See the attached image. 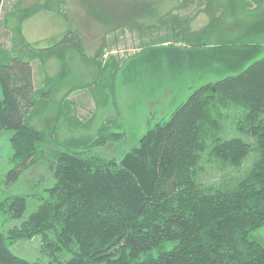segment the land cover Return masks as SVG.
Instances as JSON below:
<instances>
[{
  "label": "trees",
  "instance_id": "obj_1",
  "mask_svg": "<svg viewBox=\"0 0 264 264\" xmlns=\"http://www.w3.org/2000/svg\"><path fill=\"white\" fill-rule=\"evenodd\" d=\"M51 2L39 0L9 16L59 11ZM251 3L256 6L249 9ZM251 3L227 1L222 15L213 13L196 32L176 15L159 20L153 32L162 35L153 42L168 43L167 59L153 77L170 76L164 89L173 88L171 109L154 117L118 156L101 155L99 148L128 136L119 121L106 120L96 134L69 126L71 133L60 137L70 102L63 97V105L47 115L53 78L35 86L34 62L64 58L69 45L80 50L77 31L53 46L30 48L19 26L24 49L14 31V49L0 43V134L9 133L12 148L8 177L49 163L54 180L25 218V196L0 200L5 222L18 221L0 231V264H264V244L252 238L264 225V0ZM87 6L112 29L142 30L132 24L135 16L113 15L101 0ZM118 7L143 9L128 2ZM237 15L247 20L246 28L236 38L221 37L220 26ZM65 68L67 63L62 74ZM179 70L191 76L188 84L174 79ZM150 91L156 93L152 85ZM148 101L152 110L163 106L158 93ZM33 115L46 126L33 124ZM34 239L39 252L26 255L38 259L11 249Z\"/></svg>",
  "mask_w": 264,
  "mask_h": 264
},
{
  "label": "rangeland",
  "instance_id": "obj_2",
  "mask_svg": "<svg viewBox=\"0 0 264 264\" xmlns=\"http://www.w3.org/2000/svg\"><path fill=\"white\" fill-rule=\"evenodd\" d=\"M38 1L0 0V43L10 51L14 49L15 42L12 40L14 31L16 44L20 47V37L16 34L19 26L30 48L53 46L62 41L69 31L78 32L80 50L76 46L69 45V48L65 50L64 58L47 55L41 64L34 62L35 86L38 88L43 83L44 77L53 78L52 102L47 115L55 114L59 106L63 105L61 102L63 97L70 102L71 116L68 122L59 123L60 137L71 133L69 126L79 127V131L84 133L96 134L97 126L106 120L115 118L119 121L129 134L124 138H116L99 148L101 155L109 157L118 156L135 144L137 141L135 137L151 126L149 122L154 117L161 118L171 109L173 88L171 93L169 89H164V84L170 86V76L168 75L167 80L164 74H161V77H153L155 70L158 71L161 66H166L167 59L166 45L168 43L160 45L153 42V38L156 39L162 35L153 32L159 29V20L170 19L171 16L176 15L190 31H200L209 23L213 13L222 15L226 2L229 0H101L102 5L107 7L113 15L125 13V16H135L136 20H133L132 24L134 25V22L141 24V26L138 24V27L142 29L139 30L140 32L137 27L132 29L128 25L112 29L111 24L99 20L95 12L88 11L87 3L95 0H51L53 6L57 5L60 12L42 9L26 19L19 18L21 15L18 12L9 16L14 9L29 7ZM247 1L251 3L252 0ZM46 2L47 0H40V3ZM121 2L135 4L143 9L120 10L118 6ZM114 6H117L116 11ZM255 6L256 3H251L248 8L252 9ZM98 9L102 10L101 5ZM235 14H237L236 11L233 15ZM5 17L9 18L6 22H4ZM227 19L230 20L222 24L217 32L221 34V37L236 38L246 28L247 20L242 15ZM227 23L229 26H226ZM148 28L151 29L147 30ZM122 29L123 31H120ZM20 48L24 49L23 46ZM101 48L102 52L99 53ZM150 56L152 57L145 59ZM64 63H67L69 69L68 71L65 68L66 74H62ZM115 64L118 65L117 71L114 69ZM182 69H186L184 62ZM180 72V70L178 73L176 71L177 75L174 79H180L188 84L191 76L185 77V73ZM205 76L207 75L204 73L201 78ZM150 85L156 89V93L150 91ZM172 85L174 86L173 83ZM157 93L162 97L163 106L155 111L152 110L155 106L148 100L152 94ZM94 95L98 97L97 101ZM40 97L39 102L44 104L45 96ZM47 101L48 99L46 103ZM31 122L40 128L46 126L44 120L34 115ZM111 131L118 132L119 129L113 127ZM11 155L9 133L5 131L0 134V200L6 195L25 196L27 200V210L23 217L25 218L36 208L45 192L44 189L53 185L54 180L47 168L49 163H41L36 168L27 169L18 178H9L8 172L11 166L8 158ZM17 223V220L5 222L0 215V231ZM252 238L264 244V225L252 232ZM11 249L16 254L38 259L26 254L27 252L38 253L40 247L39 242L34 239L31 242L21 243L19 247L13 245Z\"/></svg>",
  "mask_w": 264,
  "mask_h": 264
}]
</instances>
